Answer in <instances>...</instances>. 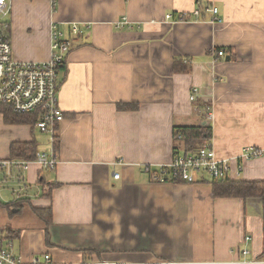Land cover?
I'll return each instance as SVG.
<instances>
[{
    "label": "crops",
    "instance_id": "0c3cea01",
    "mask_svg": "<svg viewBox=\"0 0 264 264\" xmlns=\"http://www.w3.org/2000/svg\"><path fill=\"white\" fill-rule=\"evenodd\" d=\"M8 22L18 61L49 60L53 25L69 44L56 168L32 164L10 227L0 222L23 264H264L259 200L215 199L209 182L154 181L174 159V128L200 125L233 173L240 165L232 180L264 181V0H13ZM218 50L225 56L214 62ZM175 59L190 71H174ZM9 128L0 158L11 143L35 140L36 129ZM245 147L262 155L237 160ZM46 208L50 244L32 211Z\"/></svg>",
    "mask_w": 264,
    "mask_h": 264
},
{
    "label": "built area",
    "instance_id": "2783aa9c",
    "mask_svg": "<svg viewBox=\"0 0 264 264\" xmlns=\"http://www.w3.org/2000/svg\"><path fill=\"white\" fill-rule=\"evenodd\" d=\"M13 0H0V106L9 108L14 114L26 115L36 113L37 121L34 129L44 135H48L52 145L54 136L58 133L60 124L64 117L59 107L58 89L59 73L65 62L69 44L64 34L58 28L52 26L50 58L47 62L37 63L29 61H18L14 58L11 43L9 39L10 24L8 22ZM55 0H52L54 6ZM213 18L212 23L218 20L215 18L217 10L210 8L207 10ZM199 16V12H195ZM171 15H166L165 20L170 21ZM125 24V19L119 22L118 26ZM71 33H79L77 26H71ZM225 53L218 50L213 61L223 58ZM189 64L188 60L183 61ZM196 89L190 93V101L196 97ZM0 115H2L0 113ZM3 117V115H2ZM213 117L209 113L207 122L212 121ZM179 139V137H178ZM203 145L192 153H179L169 166L160 168L154 181L165 183L166 178L171 181L179 180L186 184H196L199 182H212L232 180L240 176L241 168L237 165L235 173L232 170V159L220 158L211 145ZM262 152L259 150L245 147L237 160L249 161L259 158ZM36 164L42 170L54 171L57 165V159L53 149L51 152L39 151L36 153L35 160L26 161L13 159L10 157L0 158V187L12 185L20 191L26 188V173L29 167ZM119 175L114 173L113 179L117 180ZM8 188V187H7ZM12 192V191H11ZM16 201V200H14ZM249 239H245V242ZM3 240L0 237V264H23L21 258H14L11 253L2 247ZM11 248V245L8 246ZM243 255L248 254L246 250ZM49 264L50 259L44 256L41 262L37 258H32L29 264ZM251 261L237 262L233 264H253ZM105 264V263H93ZM158 264H174L162 262Z\"/></svg>",
    "mask_w": 264,
    "mask_h": 264
},
{
    "label": "trees",
    "instance_id": "16d2710c",
    "mask_svg": "<svg viewBox=\"0 0 264 264\" xmlns=\"http://www.w3.org/2000/svg\"><path fill=\"white\" fill-rule=\"evenodd\" d=\"M184 20V18H181ZM173 70L176 72H189L190 66L183 63L180 59L173 61ZM59 86V85H58ZM120 109L131 110V106L120 105ZM206 108V106H205ZM0 113L3 115V123L8 126H29L34 130V124L37 121L38 115L36 113L18 115L14 114L9 108L0 106ZM179 137V139H178ZM212 139V132L210 125L200 126H184L174 128V158L179 153H192L198 150L203 145L210 143ZM58 141V133L54 136L52 142V149L55 150ZM38 152V145L35 140L29 143H11L9 146V157L13 159H20L26 161L35 160L36 153ZM173 184L183 183L179 180L171 181ZM212 195L215 199H241L246 200H259L262 207V221L264 223V181H243V180H223L212 181ZM54 187L50 184L49 190ZM50 193L48 194V198ZM9 215L12 216V211L19 209L20 201H12L4 205ZM36 217L45 224V243H49L48 226L51 224V209H32ZM92 251H84L85 257H88Z\"/></svg>",
    "mask_w": 264,
    "mask_h": 264
},
{
    "label": "rangeland",
    "instance_id": "374dc122",
    "mask_svg": "<svg viewBox=\"0 0 264 264\" xmlns=\"http://www.w3.org/2000/svg\"><path fill=\"white\" fill-rule=\"evenodd\" d=\"M6 127H10V126H5L3 121L0 118V134L2 136V139L0 141V150H1V154L2 156H6V152H7V143L5 144V141L12 138V128L9 129H5ZM48 135H44L41 134L40 132H34V139L36 140V143L38 145V150H40L41 152L46 151V148L49 144L48 142ZM3 146V148H2ZM27 189L24 191H20V189H16L15 187L12 186V192L8 190V188L6 186H1L0 187V222L3 223H7L6 226L10 227V220H11V215H9L8 213H6L4 211L3 205L10 203L14 200L17 199H23L26 195ZM11 245V242L6 241L5 239L3 240L2 243V247L4 249H7L11 255L17 259V257L13 254L12 249L8 248V246Z\"/></svg>",
    "mask_w": 264,
    "mask_h": 264
}]
</instances>
